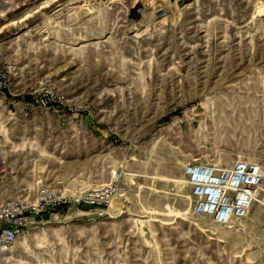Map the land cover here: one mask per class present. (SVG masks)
Segmentation results:
<instances>
[{
	"label": "rangeland",
	"instance_id": "rangeland-1",
	"mask_svg": "<svg viewBox=\"0 0 264 264\" xmlns=\"http://www.w3.org/2000/svg\"><path fill=\"white\" fill-rule=\"evenodd\" d=\"M0 84V198L49 191L9 264H264L185 174L264 176V0H0Z\"/></svg>",
	"mask_w": 264,
	"mask_h": 264
},
{
	"label": "built area",
	"instance_id": "built-area-1",
	"mask_svg": "<svg viewBox=\"0 0 264 264\" xmlns=\"http://www.w3.org/2000/svg\"><path fill=\"white\" fill-rule=\"evenodd\" d=\"M3 89L0 84V91ZM185 174L197 216L210 218L219 226H229L234 220L247 218L258 204L263 209L261 231L264 234V197H261L264 176L260 166L239 161L218 168L196 161L188 164ZM48 196V190H41L36 203L28 198L0 203V264H5L8 254L23 235L28 216L39 213Z\"/></svg>",
	"mask_w": 264,
	"mask_h": 264
},
{
	"label": "crops",
	"instance_id": "crops-1",
	"mask_svg": "<svg viewBox=\"0 0 264 264\" xmlns=\"http://www.w3.org/2000/svg\"><path fill=\"white\" fill-rule=\"evenodd\" d=\"M6 154H7V152L3 148L0 147V156L2 157L0 159L4 160ZM2 183L3 182H0V185H2ZM14 196H17V195L14 193H9L8 195H4V198H0V200H1L0 203L8 201V200H12ZM5 264H9L8 258H6Z\"/></svg>",
	"mask_w": 264,
	"mask_h": 264
},
{
	"label": "bare ground",
	"instance_id": "bare-ground-1",
	"mask_svg": "<svg viewBox=\"0 0 264 264\" xmlns=\"http://www.w3.org/2000/svg\"><path fill=\"white\" fill-rule=\"evenodd\" d=\"M21 22V21H20Z\"/></svg>",
	"mask_w": 264,
	"mask_h": 264
}]
</instances>
